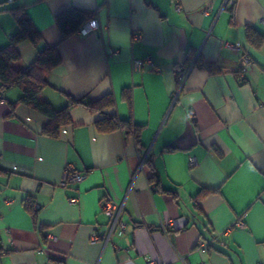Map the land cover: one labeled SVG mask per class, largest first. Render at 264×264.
Instances as JSON below:
<instances>
[{
    "label": "crops",
    "instance_id": "obj_1",
    "mask_svg": "<svg viewBox=\"0 0 264 264\" xmlns=\"http://www.w3.org/2000/svg\"><path fill=\"white\" fill-rule=\"evenodd\" d=\"M225 1L0 0V46L18 29L16 7L40 31L41 47L58 46L61 62L39 100L60 109L67 96L111 94L107 112L140 126L138 150L133 134L99 132L100 112L76 105L72 124L52 139L41 133L40 112L16 104L10 114L18 87L0 91V264H264V0ZM69 6L93 11L100 28L62 39L54 17ZM246 27L262 36L259 46ZM41 47L21 42L13 66L24 69ZM147 57L157 70L133 69L132 59ZM192 62L180 86L176 71ZM69 164L86 175L62 186ZM203 188L213 191L197 198ZM103 198L121 207L124 229H111Z\"/></svg>",
    "mask_w": 264,
    "mask_h": 264
},
{
    "label": "trees",
    "instance_id": "obj_2",
    "mask_svg": "<svg viewBox=\"0 0 264 264\" xmlns=\"http://www.w3.org/2000/svg\"><path fill=\"white\" fill-rule=\"evenodd\" d=\"M235 2L236 0H234L232 5ZM9 11L12 13L18 29L9 37L7 45L0 46V91H7L13 87H18L21 90L20 97L15 102L10 103V114L13 113L16 104H23L40 112L47 118L46 123L41 129V133L49 138L57 139L60 137L63 129L72 124L70 109L76 105H83L91 112H100L101 117L95 122V126L99 132L107 133L123 130L127 135L133 134L137 149L140 150V126L134 125L131 119H120L115 113L107 112L114 105L111 94H106L96 100H88L86 98L76 99L67 96L68 103L60 109L54 108L47 101L39 100L38 94L49 86L45 75L61 62V54L58 46H40L42 40L41 33L24 7L12 8ZM93 16L94 12L91 10L69 6L58 12L54 18L61 32L62 39H64L73 35L84 22ZM245 35L251 45H260L262 36L250 27H246ZM23 41H28L33 46L41 48L38 49L37 57L32 63L24 69H16L13 64L20 59L18 45ZM188 61L189 58L185 62ZM199 67L211 73L218 71V68L212 63L201 62L199 63ZM177 72L178 70L176 71V76ZM123 95L127 101H130V90H124ZM174 148L173 145H170L165 148V151H170ZM144 165H147L152 170L149 181L155 182V185L158 186V182L156 181L158 175L155 172L150 155L144 160ZM212 191V189L203 188L196 197H203ZM24 206L35 220L38 209L34 208L33 200L30 197L25 199ZM2 251L3 249L0 247V258Z\"/></svg>",
    "mask_w": 264,
    "mask_h": 264
},
{
    "label": "built area",
    "instance_id": "obj_3",
    "mask_svg": "<svg viewBox=\"0 0 264 264\" xmlns=\"http://www.w3.org/2000/svg\"><path fill=\"white\" fill-rule=\"evenodd\" d=\"M234 3V0H226L224 3L225 7H229ZM223 6V7H224ZM176 9H180V6L178 3L175 4ZM207 11V10H205ZM261 21L264 22V17L261 18ZM100 28V23L97 20V18L92 17L86 22H84L80 28L78 29L82 33H89V32H94L97 31ZM135 38L139 37L138 34L134 35ZM233 48L237 49L239 48V44H234L232 45ZM131 64L133 69H140L142 68L145 64L149 65L150 68L153 70H157V66L154 64V61L151 58H144V59H132ZM251 64V58L250 56L246 53L241 61V68L242 70L249 66ZM193 66V62L189 63L187 65L182 66L178 72H177V79L178 83L181 86L182 83L184 82L186 76L188 75L189 71L191 70ZM146 159V155L143 157L142 160V165L144 160ZM196 163L195 158L190 157L189 158V165L193 166ZM86 173L83 171H78L76 170L72 165H67L64 171L63 178L61 180V185L66 186L68 183H77L80 182L81 180L84 179ZM69 203H76L77 198L76 197H69L68 198ZM101 209L104 211L105 214L111 217V229H113L116 225L119 228V230L124 229L125 223L119 219L121 207H114L111 202L107 198H103L100 202ZM238 224L242 225V221L238 220ZM99 239V235L97 232H92L90 235V241L95 242ZM204 246V245H203ZM145 264H159L157 261L154 259H147ZM200 264H204V262H201Z\"/></svg>",
    "mask_w": 264,
    "mask_h": 264
}]
</instances>
